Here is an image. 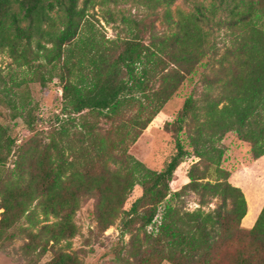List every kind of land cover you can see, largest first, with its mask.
Segmentation results:
<instances>
[{
	"label": "trees",
	"instance_id": "trees-1",
	"mask_svg": "<svg viewBox=\"0 0 264 264\" xmlns=\"http://www.w3.org/2000/svg\"><path fill=\"white\" fill-rule=\"evenodd\" d=\"M109 1L116 0H0V54L29 68L42 60L41 66L59 69L64 111L88 109L112 118L121 106L133 101L138 105L126 123L115 125L123 131L114 139L115 128L102 134L85 121L75 123L76 136L69 137L68 119L51 133L57 138L45 143L29 139L18 146L15 174L4 169L15 139L0 124V232L39 208L44 221L49 216L55 220L28 230L25 251L48 247L53 255L44 264H80L77 255L55 246L75 235L72 216L80 197L90 194L98 197L99 227L104 230L120 217L121 232L130 237L129 256L141 257V263L209 264L231 245L232 264H264V204L253 225L242 226L243 217L246 224L253 219L246 217L242 189L229 181L231 171L221 165L223 151L217 144L232 131L250 144L254 159L264 154V0L198 4L195 12H179L170 33L154 35L147 43L138 22L127 17L122 21H128L129 37L104 39L90 10ZM153 1L155 8L171 0ZM164 13L171 18L169 8ZM110 16L103 15V21H112ZM210 24L230 30L231 45L222 52L209 47L205 26ZM201 64L210 69L203 79L201 105L188 96L173 121L165 122L177 134L175 152L160 170H153L126 147ZM152 78L158 85L147 89ZM186 130L198 160L187 172L188 182L171 191L170 180L189 154L178 136ZM135 185L142 193L125 210ZM184 191L197 194L201 206L208 197L217 205L209 211L201 206L184 210L174 203ZM146 243L149 249L143 248Z\"/></svg>",
	"mask_w": 264,
	"mask_h": 264
},
{
	"label": "rangeland",
	"instance_id": "rangeland-1",
	"mask_svg": "<svg viewBox=\"0 0 264 264\" xmlns=\"http://www.w3.org/2000/svg\"><path fill=\"white\" fill-rule=\"evenodd\" d=\"M211 0H171L170 3L152 8L156 4L153 0H116L115 2H106L103 6H96L91 9L98 18L96 26L100 29L104 39H123L129 37L128 21H122V17H127L138 22L142 28L144 40L147 43L154 35L170 33L173 29L172 21L176 20L179 12H192L196 10L198 4L206 7L210 5ZM169 8L171 18L165 16L164 10ZM109 15L105 12L107 10ZM112 21H103V15L111 17ZM94 21V20H93ZM132 28L134 25H130ZM205 29L209 31L211 51L213 49L222 52L224 48L231 45L230 30L223 25H206ZM135 32V30H133ZM218 57V56H216ZM204 61H207L204 58ZM42 60L34 62L31 68L24 65H18L7 53L0 54V124L7 128V135L15 139V147L7 155L4 169L11 174L15 168V161L18 155V146L23 145L29 139L35 138L45 143L51 136L55 128L68 119V136H76L74 133V124L85 121L92 124L96 132L104 133L114 129L111 133V139H114L123 131L119 125L122 121L131 118L137 110V103L121 106L112 118L98 114L97 111L88 109L78 114L69 113L63 110L65 100L62 96L61 82L56 73L59 69L52 65L41 66ZM210 73L209 66L199 65L194 74L186 77L182 85L177 89L173 96L164 104L160 112L154 117L150 124L142 131L135 142L130 143L126 148L127 152L140 160L145 166L160 170L171 154L175 152L176 133L174 127L166 129L164 124L172 122L175 116L180 112L184 100L192 96L196 104L201 105L206 86L204 77ZM44 75V84L40 81V76ZM157 79L152 78L148 81L147 89H156ZM134 93L132 92V97ZM140 96V93H135ZM57 116L59 119L57 120ZM71 123V121H73ZM118 124L116 127L115 125ZM79 129V127H77ZM58 135V134H57ZM184 148L189 152L188 156L177 166L172 179L170 180L171 191L179 190L188 182L187 172L192 163L198 160L192 155V148L189 145L188 131L178 133ZM57 138V137H56ZM223 151L221 165L231 172L229 181L238 184L239 175L243 174L249 179L248 185L244 186V191L250 203L249 211L246 215L248 219H253L252 223H242V226L250 228L255 222L261 207L264 204V159L258 164L251 166L253 153L248 142L239 139L235 132H227L220 143ZM191 152V153H190ZM99 165V161L96 163ZM117 165V164H116ZM249 166V169L246 168ZM256 169L261 174L256 175ZM243 171V172H239ZM249 173V175H248ZM13 174H15L13 172ZM238 174V176H235ZM253 180V181H252ZM142 193V187L135 185L128 193L123 205L127 210L131 203ZM98 197L96 195H83L80 197L78 208L72 216V222L76 225L75 235L62 240L55 247L72 252L80 259V264H144L141 263V257L136 259L129 256L128 251L131 248L129 234L121 232V218L115 219V223L106 229H101L95 218V207ZM174 203L184 210H195L201 205L199 197L192 191H184L181 196L174 199ZM217 200L208 197L207 204L201 206L204 211H209L216 207ZM34 205L32 204V207ZM3 209L0 208V212ZM43 215L39 208L27 217L23 215L19 221L10 228L0 232V264H44L52 257V250L45 251L37 248L35 251L26 252L24 245L27 241L28 230L37 231V229L46 222L54 221L51 216L49 221L43 220ZM159 218V217H158ZM151 227L147 228L149 231ZM142 236V233L140 234ZM52 242L50 241L49 244ZM146 246V247H145ZM144 249H149V243H146ZM233 246H224L222 255L209 264H232L234 258ZM152 261H154L152 259ZM151 263V262H148ZM159 264H171L168 261H162Z\"/></svg>",
	"mask_w": 264,
	"mask_h": 264
},
{
	"label": "crops",
	"instance_id": "crops-1",
	"mask_svg": "<svg viewBox=\"0 0 264 264\" xmlns=\"http://www.w3.org/2000/svg\"><path fill=\"white\" fill-rule=\"evenodd\" d=\"M264 159V154L262 155V156H260V157H258V158H252V162H251V166H254V165H256V164H258V162H261L262 160ZM246 168H248L249 169V166H247ZM239 172H243V171H239ZM234 172H231V175L230 176H232V174H233ZM248 175H249V173H248ZM230 178V177H229ZM247 180V181H246ZM248 180L249 179H246L245 178V176H243V174H240L239 175V179H238V184H236V186H239L243 191H244V188H243V186L242 185H245L246 184V186H249L248 185ZM233 184V183H232ZM235 185V184H234ZM244 195H245V199H246V203H247V211H246V214L248 213V211H249V208H250V203H249V199H248V197H247V195H246V193L244 192ZM245 214V215H246ZM244 215V216H245ZM243 219H244V217H243ZM242 219V220H243ZM242 220H241V224H242Z\"/></svg>",
	"mask_w": 264,
	"mask_h": 264
}]
</instances>
